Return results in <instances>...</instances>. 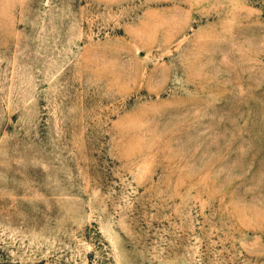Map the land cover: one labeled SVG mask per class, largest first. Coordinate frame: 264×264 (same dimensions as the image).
<instances>
[{
    "label": "rangeland",
    "instance_id": "rangeland-1",
    "mask_svg": "<svg viewBox=\"0 0 264 264\" xmlns=\"http://www.w3.org/2000/svg\"><path fill=\"white\" fill-rule=\"evenodd\" d=\"M0 264H264V0H0Z\"/></svg>",
    "mask_w": 264,
    "mask_h": 264
}]
</instances>
